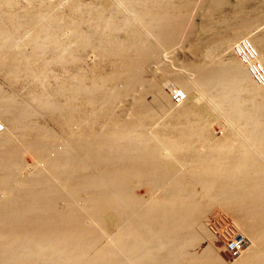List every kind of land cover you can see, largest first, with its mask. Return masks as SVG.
<instances>
[{
  "label": "bare ground",
  "instance_id": "obj_1",
  "mask_svg": "<svg viewBox=\"0 0 264 264\" xmlns=\"http://www.w3.org/2000/svg\"><path fill=\"white\" fill-rule=\"evenodd\" d=\"M18 1L0 0V72L11 84L23 74L36 85L28 92L25 85L24 97L0 87V264H227L209 242L189 251L213 236L199 220L210 204L249 238L234 264H264V87L233 54L213 58L241 37L211 32L208 15L221 0L201 3L207 59L184 63L193 77L156 62L182 29L197 25L187 4ZM68 10L78 21L67 20ZM251 40L264 65L262 41ZM84 49L111 58L109 71L69 73ZM152 62L157 72L146 78ZM53 64L71 66L49 88ZM167 76L185 95L180 105L164 89ZM123 100L130 105L120 112ZM207 112L224 120L221 136H208ZM44 116L52 125L39 121ZM25 152L35 158L30 171ZM138 187L145 195L134 193Z\"/></svg>",
  "mask_w": 264,
  "mask_h": 264
},
{
  "label": "rangeland",
  "instance_id": "obj_2",
  "mask_svg": "<svg viewBox=\"0 0 264 264\" xmlns=\"http://www.w3.org/2000/svg\"><path fill=\"white\" fill-rule=\"evenodd\" d=\"M20 1V2H19ZM18 2V4L19 5H22L23 3H24V0L22 1V0H19ZM82 1H84V3L86 2V3H91V2H93V3H95V1L96 0H82ZM179 1V3H177ZM202 1L203 0H175L174 2L177 4V5H180L181 3L183 4V5H185V4H187V5H185V6H187V7H185V10L187 9V13H189L190 14V17H191V19L193 20V22H195L197 25H195L193 28H189L188 26V28L186 27V28H184V29H182V31L180 32V34H179V36H178V38L173 42V44L171 45L172 46V48H171V46H167V48L166 47H164L162 50H160L161 51V56H160V58L159 59H157L158 61H156L157 63H158V67H157V63L155 62H152V63H150V65L148 66V70L146 69L145 71H147V72H145L144 71V76L145 75H147V76H145L146 78L147 77H149V78H151L152 77V75L154 74H151L152 72H157V70L155 69L156 67L157 68H159V67H162V66H165L164 64H165V62L166 63H168V65L170 64L172 67V69H180L181 70V68L183 69L184 67L183 66H185L184 65V63H186V64H188V62L190 63L191 61L192 62H198V63H203L204 62V60L205 59H207L206 58V56L204 55L205 53L203 52V50L205 49V45L204 44H206L205 42H204V40H203V36H204V34H206L204 31H202V30H200L199 29V27H200V23L202 22V21H204V19H206L205 17H203V16H205L206 15V10H204L203 8H205L201 3H202ZM239 0H221V5H219L217 8H215L214 10H212L210 13H209V15L208 16H210L209 18H210V20L211 21H213L212 22V26H211V32L212 31H215L214 33H215V35L217 36V37H222V36H226V35H229V34H232V31L234 30V33H235V30L239 33V35H241V37H239L238 39L236 38V40L234 41V43H232V48H233V51L232 50H222L221 48L219 49V48H216L215 49V51H214V53H213V58H214V56H215V58H217V59H219V58H223V59H225V58H228V57H230L231 56V54H233V57H235V58H237V60L240 62V60H241V64H243L244 66H246L247 67V69H248V71H250V70H253V68H256V67H258V69H260L261 70V78L257 81V80H255L254 78H253V76H252V73L251 72H249L250 73V75H251V77H252V79L254 80V81H256L257 83H258V85L260 84L261 86H263L264 87V65H263V62H261L260 61V56H259V52H258V49H257V47L253 44V42H252V40H251V38H252V36H253V38H258V39H260L261 41H262V43H261V47L263 48L264 47V0H242V1H240V2H238ZM97 2V1H96ZM181 2V3H180ZM184 2V3H183ZM22 3V4H21ZM181 4V5H182ZM182 5V6H183ZM201 6H203V8L201 7ZM16 7V6H15ZM15 7H12V8H15ZM17 7H18V5H17ZM183 8H184V6H183ZM67 9V8H66ZM203 9V10H202ZM15 10V9H14ZM67 10H65V12H66ZM69 12H67L66 13V15L69 17V15H70V17H71V19H69L68 17V19L67 20H69V21H78V19L76 18V17H78V15H75V13H73V11L72 12H70V10H68ZM183 12H185L184 10H183ZM71 13L74 15V17H73V15H71ZM76 14H78L77 12H76ZM207 16V15H206ZM73 17V18H72ZM88 17H91V16H85V19H87ZM65 19V18H64ZM72 19H74V20H72ZM76 19V20H75ZM89 19L90 18H88L87 20H88V24L90 25V24H93L94 22L93 21H95L92 17H91V20L92 21H90V23H89ZM66 20V19H65ZM250 20V21H249ZM247 21V22H246ZM248 21H249V23H248ZM87 21H85V23H86ZM92 22V23H91ZM220 22V23H219ZM244 22H245V24L246 25H244ZM251 22V23H250ZM84 23V22H83ZM229 23V24H228ZM238 23H239V26H238V28H234V25H236L235 27H237V25H238ZM247 23H248V25H247ZM87 23H86V27H88L89 25H88ZM214 24V25H213ZM240 24H242V25H240ZM81 26H83V27H81L82 29H84L85 28V24L83 25V24H81ZM246 26V27H245ZM214 27V28H213ZM65 29H67V28H65ZM64 29V32L62 33L63 35H66L67 34V31H68V29L67 30H65ZM87 28H85V30H86ZM186 29V30H185ZM190 29V30H189ZM195 29V30H194ZM216 30L218 31V35H217V33H216ZM241 30V31H240ZM243 30V31H242ZM125 31V30H124ZM124 31H123V33H122V30L120 31V33L119 34H117L118 35V37H120V39H122V37H124L125 35H124ZM209 32H210V30H208ZM183 32V33H182ZM243 32V33H242ZM203 35V36H201V35ZM186 35V36H185ZM221 35V36H220ZM127 36V35H126ZM126 36H125V38H123V39H126ZM250 36V37H249ZM202 37V38H201ZM260 37V38H259ZM70 39H72V38H70ZM70 39H67L68 41L70 40ZM201 39H202V41H201ZM74 39H72L71 41H70V43L73 41ZM200 40V41H199ZM241 40V41H240ZM250 40H251V42H250ZM123 41V40H122ZM65 42H66V40H65ZM75 42V41H74ZM198 42V43H197ZM239 42V43H238ZM68 43V42H67ZM65 44V45H70V43L69 44ZM175 43V44H174ZM177 44V45H176ZM64 45V46H65ZM76 46V42L73 44L72 43V46ZM173 45H174V47H173ZM71 46V45H70ZM71 46V47H72ZM203 46V47H202ZM238 46V47H237ZM243 46V47H242ZM200 47V48H199ZM195 49V50H194ZM201 51H200V50ZM203 49V50H202ZM231 49V48H230ZM257 49V50H256ZM86 49H84V51L82 50H78V52H77V54L79 53V55H78V57L80 58L79 60H78V62H81V64L80 63H78V65L77 64H73L72 65V67H71V72H70V70H69V73H80V75H86V78H89V76H91V75H89V74H95V72H96V74H103V72H107V71H109V69L111 68V67H109V65L110 66H112L110 63L108 64L107 63V61L108 60H111V58H106V59H104L105 61H106V63L104 64L103 62H105V61H102V58L101 57H99V55L97 54V51H91V52H93L94 54H95V56H93L92 55V53L90 52V51H88V50H86ZM222 50V51H221ZM81 53H80V52ZM199 51V52H198ZM205 51V50H204ZM221 51V52H220ZM226 53H225V52ZM84 52V53H83ZM169 52V53H168ZM82 53H83V55L85 54V53H87L89 56H90V54L89 53H91V56H92V59H94L96 56H98L97 57V59H95V60H93V63H92V59H91V57L89 58V56L87 57L86 55L87 54H85L84 56L82 55ZM204 53V54H203ZM236 54V55H235ZM204 55V56H203ZM247 56V57H246ZM177 57V58H176ZM205 57V59H203ZM225 57V58H224ZM101 58V60H98V59H100ZM173 58V59H172ZM214 58V59H215ZM256 58V59H255ZM88 59V60H87ZM108 59V60H107ZM258 59V60H257ZM82 60V61H81ZM91 60V61H90ZM96 60H98V63H97V61ZM199 60V61H198ZM252 60H254L253 61V63H251L252 62ZM95 61V62H94ZM99 61H102V63H101V66H100V63H99ZM160 61V62H159ZM165 61V62H164ZM259 61H260V63H259ZM163 62H164V64H163ZM84 63V64H83ZM92 63V64H91ZM95 63V64H94ZM97 63V64H96ZM160 63H162V64H160ZM79 64L81 65V66H79ZM92 65V67L93 68H95L96 67V69L94 70V69H92V67H91V65ZM99 64V65H98ZM152 64V65H151ZM178 64V65H177ZM250 64V65H249ZM261 64V65H260ZM53 65H55L56 66V64H53ZM160 65V66H159ZM167 65V64H166ZM167 65V66H168ZM169 65V66H170ZM249 65V66H248ZM52 66V65H51ZM55 66H52V67H54V68H50V70L53 72V71H60L61 70V68H63L62 66H61V68H59L58 67V65L56 66V69H55ZM69 66V65H68ZM68 66L66 67V71L64 70L65 69V67L62 69V71H60V74H59V76H58V74L57 73H55L54 72V75H52L53 73L50 71V73H52V74H50V76L49 77H51L50 79H52L53 77L52 76H54V78H53V82L52 81H47L48 83H46V87H51V86H53V88L57 85L56 84V82H58V84H59V82L60 81H56L57 79H59V80H64L65 78H67L68 77ZM71 66V65H70ZM69 66V67H70ZM74 66V67H73ZM75 66H77V67H75ZM107 66H108V68H107ZM182 66V67H181ZM59 68V70H58V68ZM79 67H80V69H79ZM101 67V68H100ZM150 67V68H149ZM181 67V68H180ZM72 68H74V69H76L75 71L72 69ZM85 70H84V69ZM104 68V69H103ZM70 69V68H69ZM83 69V71H84V73H82L83 71H81ZM91 69V70H90ZM149 69H151L152 70V72H150V70ZM154 69V70H153ZM80 72H79V71ZM86 70H90V71H86ZM100 70L102 71V72H100ZM184 70H186V72L184 71ZM184 72L187 74V72H188V76L189 77H191V74H192V77H193V71H191V70H189L187 67L186 68H184ZM67 72V75H66V73L65 72ZM94 73H93V72ZM61 72H62V74H63V76H65V78L62 76L61 77V79H60V76L62 75L61 74ZM86 72V73H85ZM88 72H90V73H88ZM100 72V73H99ZM189 72H191V74L189 73ZM2 73V74H1ZM82 73V74H81ZM146 73V74H145ZM4 73L3 72H0V87L2 88V90L3 91H7V93H8V91H10L12 94L14 93V95H17L18 96V94L19 95H21L22 97H24L27 93L26 92H28V90H29V86H30V88L31 87H34V85H36V84H34L32 81H31V85L30 84H28V82L30 81V79L29 78H27L28 79V81H27V79L25 78V77H27V76H25L24 77V75L23 74H21V76H18V80L19 81H17V79L14 81V82H12V84H11V82H9V79L7 78V76H5V75H3ZM55 75H57L56 76V79H55ZM6 78H5V77ZM23 76V78H25L26 79V81H24L25 79H22L21 77ZM83 76V77H84ZM88 76V77H87ZM58 77V78H57ZM169 77V78H168ZM22 80H21V79ZM63 78V79H62ZM6 79H8V80H6ZM166 79V80H165ZM164 80H163V83L164 84H166L165 86H164V89H165V91L166 92H169V93H171V91L174 89V90H179L181 93H182V101L181 102H183V99H184V97H185V95H183V91L181 90V89H178V87H175L174 86V81H173V79L170 77V76H167L166 78H165ZM169 80V81H168ZM10 81H12V80H10ZM54 81H56V82H54ZM65 81V80H64ZM167 82V83H166ZM255 82V83H256ZM27 83V84H26ZM50 83H54L53 85H50ZM34 84V85H33ZM163 84V85H164ZM25 85H29L28 87L27 86H25ZM48 85H50V86H48ZM37 86H38V84H37ZM27 87V91H26V88ZM48 88V89H49ZM52 88V87H51ZM168 89V90H167ZM13 91V92H12ZM26 91V92H25ZM9 92V93H10ZM21 93V94H20ZM24 93H25V95H24ZM23 94V95H22ZM195 94H190L188 97H189V99H191L192 100V97L194 96ZM21 96H20V98H21ZM19 98V97H18ZM127 99L130 101V98L129 97H127ZM126 101V102H125ZM121 102V101H120ZM123 102H125V103H123ZM123 102H121L120 104H119V102H118V104L116 103V107L115 108H117L116 110H120V112L122 111V112H124L125 110H126V108H128L129 107V105H130V102H128L127 100H123ZM128 102V103H127ZM181 102H180V104H181ZM122 104V106L121 107H123L124 108V106H125V109H124V111H123V108L122 109H120V105ZM179 103H177V105H180ZM117 105H119V106H117ZM124 105V106H123ZM127 105V106H126ZM115 106V105H114ZM119 107V108H118ZM220 108H218V110H219ZM120 114V113H119ZM207 115L205 116V118H206V121H208V123L210 122V121H212V122H210L209 124V128H207V131H209L208 133V136L210 137V138H215V137H219V136H221L222 134H223V131H224V126L223 125H225L224 123V120L223 119H221V118H219V119H216L215 120V116L213 115V116H211V115H209V112H207L206 113ZM121 115H124L125 116V114L124 113H122ZM120 115V118L121 117H124V116H121ZM210 116V117H209ZM119 117V116H118ZM160 117V116H159ZM159 117H157V119H155V120H163V118H164V120H167V117L166 116H162V117H160V119H158ZM40 118H41V120H40ZM39 118V121H41V122H46V123H48L47 125H52V124H50V121H45L46 119L48 120V118H47V116L45 117H43L44 119H43V121H42V117H40ZM162 118V119H161ZM213 118V119H212ZM153 122H154V120H152ZM217 121V122H216ZM52 123V122H51ZM4 126V124L2 123V121L0 120V130L2 129V127ZM33 155H31L30 153H28V152H25V154L23 153L22 154V162L24 163V166L25 167H23L24 168V170L25 171H30V170H32L33 169V164H34V160H35V158H34V156L32 157ZM30 164H31V166H30ZM134 193L135 194H138V195H145L144 193H146V189H144V187H138V188H135V190H134ZM215 205V204H214ZM213 204L211 205L210 204V207H209V205H208V207L205 209L206 211L202 214V218L201 217H199V220H200V222H201V224H203V226L204 227H206V229H207V231L209 232H211L212 233V235L213 236H206L202 241L201 240H199V241H201V242H198L197 244H196V246L195 247H193V249H189V251H194V252H198L201 248H203L204 246H205V244H207L208 242L210 243V245L212 246L211 248H212V250H211V252H213V253H211V254H213V257L215 256V258H216V256L217 257H219V259L223 262V263H227V264H234V262L236 261V260H238L239 258H240V256L242 255V253H243V251H244V249H245V247L248 245V243H249V238H248V236L244 233V231L241 229V227H240V225L238 224V222H237V220L234 218V216H232V214H229V212H226L227 210L226 209H224V208H220L219 206H217V205H215L214 206ZM207 209H209V210H207ZM208 212V213H207ZM204 216V217H203ZM206 216V217H205ZM202 219V220H201ZM207 220V221H206ZM211 233H210V235H211ZM244 235V236H243ZM209 237H210V239H209ZM209 240V241H208ZM212 243V244H211ZM214 249V250H213Z\"/></svg>",
  "mask_w": 264,
  "mask_h": 264
},
{
  "label": "built area",
  "instance_id": "obj_3",
  "mask_svg": "<svg viewBox=\"0 0 264 264\" xmlns=\"http://www.w3.org/2000/svg\"><path fill=\"white\" fill-rule=\"evenodd\" d=\"M250 72L252 73V76H253V78L255 79V80H259L260 78H261V70L260 69H258V67H256V68H253V70H250ZM171 98V102L172 103H175V104H177V103H180L182 100V93L179 91V90H172L171 91V96H170Z\"/></svg>",
  "mask_w": 264,
  "mask_h": 264
}]
</instances>
